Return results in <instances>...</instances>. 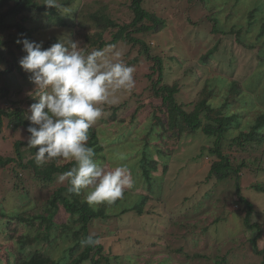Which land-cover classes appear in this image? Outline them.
<instances>
[{
  "label": "rangeland",
  "instance_id": "374dc122",
  "mask_svg": "<svg viewBox=\"0 0 264 264\" xmlns=\"http://www.w3.org/2000/svg\"><path fill=\"white\" fill-rule=\"evenodd\" d=\"M131 2L132 0H75L68 10L73 16L76 27L61 28L54 24L49 25L47 18H40L32 24L35 29L34 39L45 43L53 37L66 38L79 41L81 47L86 46V49L90 50V42L87 39L96 32L90 14L104 9L102 12L106 13L114 23L124 26L134 20L130 9ZM143 6L149 13L164 20L165 26L152 33L139 34L137 38L149 43L153 56L163 57V83L179 84L180 94H177L179 104H184L186 109L194 111L197 101L200 100V91L207 80L215 76H220L229 82L240 81L246 94L254 95L252 98L248 96L243 104L240 102L239 106L232 108V111L235 110L242 115V125L241 128L233 129L231 133L226 134L222 139V145L224 154L229 155L235 167H239L244 160L260 158L262 169L258 165L253 168L245 166L239 176L242 195L254 205L255 216H252L250 222L264 225V191L258 190V187L264 185V147L251 148L247 145L245 150L240 144L234 143V139L241 131L249 129L254 124V117L249 110L253 107L264 109L261 101L263 80L258 83L254 78L261 66L259 59L256 58L257 49L245 48L246 44H255L259 41L264 14L260 16L261 20L253 25L248 15L258 7H261L264 13V0H195L193 2L145 0ZM26 25L31 27L29 24ZM147 25L152 23L147 22ZM234 27L236 31L242 29L238 39L242 40L244 45L239 44L235 36L224 35ZM214 29L217 32H214ZM116 32L117 29L113 28L105 31L103 39L105 43H110L107 44L108 46H116L110 52L121 51L123 62L135 67V88L131 93H120L117 105L103 106V115L93 123L106 147L104 155L97 160L110 166L122 163L129 167L134 186L128 189L129 193L124 194L121 199L125 206L138 201L137 196L143 194L149 195L150 199L143 215L134 212L122 215L125 206L107 204L109 211L117 214L118 217L95 223L91 226L90 232L103 236L101 244L105 248L104 252L118 256L116 264H128V259L130 264H163L164 261L165 264H181L185 262V252L193 254L199 251L209 259H195L188 264H214V259L219 255H226L228 264H261L262 257L255 255L249 244L254 231L246 228L244 220L246 204L240 203L236 195V178L231 176L219 183H216V178L208 179L213 161L220 160L211 152L215 137L208 136L203 131L196 134L185 132L181 139L176 141L172 138L173 131H165V127L156 124L154 116L161 115L157 112L161 100L152 96V79L157 80L159 74L148 78L153 74L151 70L153 63L144 56H141L139 63L135 62V57L142 55L141 46H132L126 42L114 43L113 36ZM10 34L8 31L0 32V40L4 42ZM255 45L259 47V44ZM1 49L5 50L4 47ZM213 49L215 50L209 60L203 59ZM16 79L22 88L16 89L12 86L9 102H0V107H11L16 103L17 106L28 110L29 102L32 99L36 100L27 95L34 87L30 82V74L25 71L23 74L16 73ZM221 101L219 97L216 103ZM115 107H120L116 113L113 111ZM164 117L161 115V118ZM201 120L204 125L213 123L205 118V111L201 114ZM163 123L167 126L166 119ZM146 135H148L147 139ZM163 135L165 139L159 140ZM26 137H28L27 131L22 129L14 131L9 128L8 120H4L0 133V156H15L13 145L17 141H27ZM144 138L159 149L164 150V146L172 149L170 155L164 156L163 159L156 158L160 164L158 171L153 173L151 194L149 181L143 176V170L137 161V151L139 150L140 153L147 143ZM126 153L132 154L129 160H125ZM165 164L168 167L166 174H164ZM6 174L7 172L5 174L0 172V211L3 210L8 214L15 210L22 211L24 205L22 199L18 198L19 192L12 190L7 196L10 189L6 186L10 179ZM24 179L25 186L31 190L39 207H43L55 187H40L28 174L24 175ZM208 193H212V200L204 197ZM201 202L204 204L198 208ZM193 207L198 208L197 213L193 212ZM241 210L244 213H241ZM220 217L224 219L216 223V219ZM68 218L67 213L61 208L57 213V221L65 223ZM8 220L0 216V230L5 227L4 223ZM25 227L26 225L21 227L18 223H14L10 228L19 229L20 234L25 236L30 233L33 235L34 229ZM204 227H208L207 233L201 234ZM195 239H201L196 246L193 244ZM72 244L71 234L62 237L60 234L57 240L51 243L32 241L26 244L24 254L27 256L34 251H41L56 261L63 259L68 263L69 261L66 260ZM20 245L18 239L0 234V264L15 261L19 255L16 250H19ZM261 245H264V236ZM180 247H183L185 252H177Z\"/></svg>",
  "mask_w": 264,
  "mask_h": 264
},
{
  "label": "trees",
  "instance_id": "16d2710c",
  "mask_svg": "<svg viewBox=\"0 0 264 264\" xmlns=\"http://www.w3.org/2000/svg\"><path fill=\"white\" fill-rule=\"evenodd\" d=\"M74 1L75 0H57L58 7L49 8L44 4L45 0H0V32L8 31L11 33L10 37L6 38L4 42L0 40V65L2 64L3 66V70H0V83H2L0 87V102H9L12 86L16 89L22 88V85L17 83L16 73H24L23 69L20 67L19 61L26 53L23 51V45H18L16 43L17 39H28L29 41L42 43L44 48H48L52 44L58 42V40H60L58 37H53L45 43L36 41L34 39L35 29L32 27V24L37 19L47 18L49 25L54 24L61 28L75 26L73 16L68 10V7ZM188 1L193 2L195 0ZM144 2L145 0H132L130 9L134 15V20L130 24L124 26L114 23L106 13L102 12L104 9H99L96 13L90 14L96 32L87 39L90 42V50L87 51L104 49L108 46L107 44L110 43H105L103 35L105 31L111 28L117 29L116 34L113 36L114 43L126 42L132 46H141L142 55L135 57L134 61L139 63L141 56H144L149 62L153 63L151 68L153 74L148 76V78L154 77L157 73L159 74L157 80L152 79V96L161 100V105L158 106L159 111L157 112L165 117L161 118V115H155L156 124L165 127V131H173L172 138L176 141L180 140L182 134L185 132L188 134H196L199 131H203L204 134L215 137V143L213 142L214 147L211 152L215 153L220 160L213 161L208 179L216 178V183H219L227 180L231 176L236 178V195L239 197L240 203H243V205L246 204V207H243L245 210L244 220L246 228L254 231L253 237L249 239V244L252 248V252L262 257L261 264H264V245H261V239L264 236V225L262 223L250 222L252 216H255L254 205L242 195L239 176L240 171L245 168V166L253 168L258 165L259 168L262 169L260 166V158L257 157L254 160H244L239 167H235L229 155L224 154L222 145L224 136L231 133L233 129L241 128L242 125V115L239 112H235V110L232 111V108L239 106L240 102L243 104L248 96L252 98L254 95L246 94V90L241 85L240 81L231 80V82H229L220 76H215L213 79H208L203 89L200 91V100L197 101L198 103L194 111L186 109V105L184 104H179L177 100V94H180L179 84L174 83L168 85L163 83V57L160 55L153 56L151 54L152 49L149 48V43L137 38L139 34L152 33L165 26L164 20L145 10L143 6ZM65 9H67V11H65ZM78 12L79 14L81 13V8ZM263 14L261 7L255 8L249 12L248 16L251 24H257L262 18L260 16ZM17 17H19V20H17ZM147 22L152 23V25H147ZM26 24H29L31 27H27ZM260 27L259 41L255 42V44H259V47L251 43L249 45L246 44L245 48L248 50L257 49L258 55H256V58L259 59L261 66L254 78L258 83L263 80L264 88V24L260 25ZM12 31L14 32L12 33ZM241 31L242 29L236 31L234 27L231 31L224 33V35H233L236 37L239 44L244 45L245 43L238 39ZM214 32H217V30L214 29ZM3 47L5 48L4 51L1 49ZM214 50L215 49L206 54L203 59L208 61ZM173 60L174 59H172V61ZM263 88L261 101L264 107ZM219 97L222 101L217 104L216 100ZM36 102V100L32 99L29 105ZM119 108L120 107H115L113 111L116 113ZM204 111L205 118L212 121V124L204 125L202 123L201 114ZM249 111L251 116L254 117V124L251 125L249 129L241 131L239 136L234 139V143L240 144L245 150L247 145L251 148L264 147V109L261 110L253 107ZM29 114L28 110L17 106L16 103H13L11 107H0V133L4 126V120H8L9 128L14 131L20 129L27 131L30 122L26 117ZM164 119L167 120V126H164ZM88 135V145L95 149V159H100V156L104 155L106 147L100 139L97 127L92 125ZM145 138L147 139L148 135H146ZM145 138L143 140H146ZM161 139H165V136L163 135L159 138V140ZM157 140L158 138L155 139V141ZM146 142L143 150H141L140 153L139 150L137 151V161L143 170V176L149 181V190L151 194L153 192V188L150 187L152 185L153 173L159 169L160 161L158 160L163 159L164 156L170 155L172 149L164 146V150H162L153 145L150 141L146 140ZM13 146L15 149V156H0V172L3 174L7 172L6 177L10 179V182L7 183L6 186L7 189H10L7 196L12 190L14 192L18 191V198L22 199L21 202L24 208L21 209L23 212L15 210L12 213L10 212V214L3 210L0 211L1 217L9 219L4 223L5 227L0 230V234L12 236L18 239V242L21 244L19 250H16L19 255L16 257L15 261H11V263L7 264H84L86 262L89 264H116L119 257L112 256L109 252H104L105 248L101 244L102 235L95 234L100 240L98 245H82V241L89 234H92L90 232L91 226L95 223L98 224L117 218L118 215L109 211L107 203L90 206L84 201L83 195H76L67 191L69 186L67 182L63 184L58 183V175L76 166L75 162L68 161L57 166L53 161L38 166L34 161L36 149L29 148L27 146V141H17ZM131 156V153H126L125 160H129ZM156 158H158V160ZM9 167L10 169H7ZM167 168V164H165L164 174H166ZM25 174L30 175L40 187H55L51 197L43 207H39L31 190L25 186ZM258 190L264 191V185L258 187ZM129 191L130 190H126L125 195H127ZM204 197L212 200V193H208L204 195ZM137 199L139 200L134 201V203L130 205L127 204L125 206L124 202L122 203L121 200H118L113 205L122 204L125 206L121 212L122 215L131 212L143 215L146 212V205L150 197L149 195L143 194L137 196ZM203 204V202L198 204V208H201ZM61 208H63L69 216L65 223H59L56 219L57 213H59ZM198 208L193 207V212L197 213ZM189 212H191V209H189ZM241 213H244L243 210H241ZM223 219L224 218L220 217L216 219L215 222L219 223ZM14 223H18L21 227L22 225H26L25 228L27 229H34L33 235L30 233L25 236L22 233L20 234L19 229L10 228ZM207 230L208 227H204L201 234H206ZM60 234L61 237L65 234H71L72 237L73 244L70 246L69 256L66 260V262L69 261L68 263H65L63 259H61L62 261H56L41 251H34L32 254L25 256L24 251L26 244L32 241L51 243L56 241ZM200 241L201 239H195L193 241L194 246L199 244ZM182 251L185 252L184 248L180 247L177 252L180 253ZM226 257V255L217 256V259H214V264H228ZM185 258V262L181 264H188L195 259H209L202 251L194 252L193 254L185 252ZM165 263L166 261L163 262V264ZM128 264H130L129 259Z\"/></svg>",
  "mask_w": 264,
  "mask_h": 264
},
{
  "label": "clouds",
  "instance_id": "9594fccd",
  "mask_svg": "<svg viewBox=\"0 0 264 264\" xmlns=\"http://www.w3.org/2000/svg\"><path fill=\"white\" fill-rule=\"evenodd\" d=\"M44 4L58 7L57 0H45ZM16 43L23 45L26 55L19 64L34 86L27 95L37 100L26 117L30 122L27 146L36 149L35 163L40 166L54 161L59 166L75 162L76 166L58 175V183L67 182V191L83 195L90 206L123 199L125 191L134 186L129 168L95 159L88 133L103 115V106L117 105L120 93L135 88V67L123 62L121 51L110 52L115 45L88 52L79 41L66 38L48 48L28 39ZM99 243L95 234L82 241L85 246Z\"/></svg>",
  "mask_w": 264,
  "mask_h": 264
}]
</instances>
